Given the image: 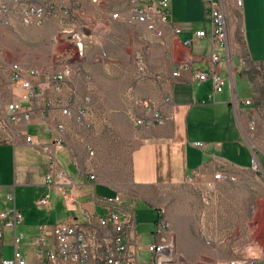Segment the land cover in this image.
<instances>
[{
	"label": "rangeland",
	"instance_id": "obj_1",
	"mask_svg": "<svg viewBox=\"0 0 264 264\" xmlns=\"http://www.w3.org/2000/svg\"><path fill=\"white\" fill-rule=\"evenodd\" d=\"M244 1L248 28L250 18L251 25L256 18L264 27L261 0H253L250 6L247 0ZM171 3L177 13V19L174 17L173 20L183 31L194 33L206 27L209 9L203 0H171ZM226 10L230 32L239 42L245 64L241 72H247L246 78L237 77L239 98L251 96L249 84L252 89L248 124L254 121L256 126L255 130L248 128L245 137L260 164V171L256 172L252 167H221L206 174L196 173L181 185L149 189H138L131 184L130 157L138 138L128 110L131 96L141 97L138 89L149 88V78L140 80L138 56L145 61L147 75L153 76L172 66L173 47L162 45L149 31L146 34L136 26L124 29L115 23L99 24V19L78 18L79 25L88 26L95 37L87 49L85 78L78 84L77 92L80 98L89 96L92 99L90 126L75 123L80 134L74 139V154L77 162L81 161L90 173L114 187L117 193L125 197L129 192H137L148 201H140L135 206L138 233L143 235L140 264L152 263V254L146 245L154 239L158 211H165L171 223L183 264H226L234 260H242L244 264H264V64H252L248 59L241 30V21L245 26L244 11L240 20L234 6L227 3ZM102 15L115 20L111 13L103 12ZM51 20L55 19L50 18L47 23ZM55 21L42 27L0 25V105L10 102L12 97L8 83L13 64L44 71L62 69L65 49L58 37L60 26ZM252 36L255 38L254 49L250 48L246 38L248 50L254 61H262L264 31L259 35L250 33L247 37L251 40ZM12 155L9 149L0 150V177L5 184L13 181ZM219 172L225 178L217 179ZM134 199L138 201L136 197ZM36 200L28 195L25 205H35ZM17 205L24 204L18 200ZM4 255L7 260L13 258V244L8 237L4 241Z\"/></svg>",
	"mask_w": 264,
	"mask_h": 264
},
{
	"label": "crops",
	"instance_id": "obj_2",
	"mask_svg": "<svg viewBox=\"0 0 264 264\" xmlns=\"http://www.w3.org/2000/svg\"><path fill=\"white\" fill-rule=\"evenodd\" d=\"M252 1L247 0L248 6L252 4ZM261 2L264 5V0ZM228 4L239 11L240 20H242L241 15L244 11L245 26L241 21V30L249 58L255 63L262 62L263 60L256 62L252 59L246 38L253 50L255 38L252 36L250 40L247 36L250 33L259 35L261 31H264V27L258 24L256 18H253L254 24L251 25L250 18L248 28L247 7L244 0L241 8L237 6L236 0H228ZM83 5L86 18L91 21L99 19V24L115 23L124 29L136 26L147 34V30L143 27L128 23L125 20L131 13V7L125 0H96V2L83 0ZM103 12L111 13V15L119 13L124 19L111 21L109 17H103ZM174 12L171 3L170 22L172 26L181 30L180 35L175 36L171 25L165 27L166 42L168 47H173L175 54L173 64L165 72H159L163 77L159 81L150 79L147 90L138 89L141 92L140 96L153 100L166 117L165 123L160 126L144 129L134 127L138 143L130 157V178L132 186L138 189L181 185L186 183L194 173L206 174L217 171L221 167L249 169L252 167V160L255 157L245 137L252 110V89L249 84L251 96L242 100L239 98L236 81L237 77L246 78L241 72V67L245 64L240 55L238 42L234 39V34L232 36L230 32L228 51L216 50L223 59L221 74L226 79V86L223 93L216 94L213 99H210L213 93L211 82L200 83L196 77L198 73L208 68L212 54L210 39L197 37L199 31L210 30V19L208 18L205 28L190 33L183 31L180 24L174 22V17L177 19V13ZM52 21L55 20H51L47 25L52 24ZM92 35L95 37L93 32ZM188 40H192L193 44L190 47H185L183 42ZM181 56L189 59V68L181 70L179 77H173L172 74L178 69L177 62ZM85 61L84 65H86ZM8 85L12 90L10 75ZM167 93L172 94V101L169 103L164 102V96ZM15 94L16 96L12 95L10 101L20 100L23 92L17 91ZM65 96L69 99L70 93H66ZM50 99L52 97L38 99L32 121L30 123L21 122L18 128L27 131L41 144L51 145L54 139H62L64 143L62 149H57L56 146L51 147L54 164L63 168L74 179L77 184L74 194L78 197L79 203L89 211L102 213L103 206L95 202V196L101 198L115 195L117 191L101 178H96L95 181L90 180L92 173L84 167L81 161H76L73 146L74 139L80 132L77 130L73 119L64 118L58 110L49 112L46 109ZM83 99L77 94L73 111H77ZM203 101L206 103L203 104ZM25 105L28 104L25 103ZM63 120L66 122V128L61 131L58 129V125ZM196 143H201L202 146H196ZM1 149H9L10 153L13 154V181L5 184L0 177V185L3 186L4 193L9 192L11 187L15 188L16 206L24 216V221L18 227V231L24 234L21 250L29 264H36L40 250L34 245V239L38 235V227L47 226V247H50L54 243L51 227L59 221L68 219L71 213L64 204L61 195L56 194L54 190L45 185L48 168L45 165L46 156L43 153L28 145L24 138H20L16 145L0 144ZM46 193L51 195V209H39L34 204L25 205L28 195L32 199H38ZM124 198L128 204L135 206L140 201L148 203L137 192H129ZM18 200L24 205L18 206ZM0 205H6L5 208L0 207V211H5L10 206L9 203L5 202V198L0 201ZM61 208L64 210L63 215L60 213ZM77 215L83 220L79 211ZM6 237L13 243V232L6 231L4 238L0 241L2 245L0 263L1 260L5 259L4 241ZM141 237L143 239V235Z\"/></svg>",
	"mask_w": 264,
	"mask_h": 264
},
{
	"label": "built area",
	"instance_id": "obj_3",
	"mask_svg": "<svg viewBox=\"0 0 264 264\" xmlns=\"http://www.w3.org/2000/svg\"><path fill=\"white\" fill-rule=\"evenodd\" d=\"M128 5H136V13H129L125 20L151 31L153 38H161L162 45L166 46L165 27L171 25V0H125ZM241 7L243 0H239ZM96 2V0H93ZM209 9L210 30L199 31L198 38L208 37L212 45V54L208 68L197 74L200 83L210 81L213 88L212 97L224 92L226 79L221 74L223 59L216 50L228 51L230 43V29L227 20L226 4L228 0H203ZM85 18L86 13L83 0H0V24L3 27H42L50 18H54L60 26L58 37L64 43L66 59L62 62V69L40 70L27 69L16 63L11 66L10 79L13 85L12 95L22 91L20 100L2 103L0 105V144L16 145L20 138L46 156L45 165L48 172L45 176V185L61 195L64 204L71 213L68 219L59 221L51 227L54 238L52 246L47 247V226L38 227V235L34 245L40 250L36 264H140L139 254L142 241L137 231L136 208L128 204L123 195L117 193L104 197L95 196V202L103 206L102 213L89 211L79 203L74 194L77 186L74 179L61 167L54 164L51 147L62 149V139H54L50 144H41L27 131L18 128L21 122L30 123L37 107L38 99L52 97L46 109L58 110L66 119H73L75 123L89 127V117L92 113V99L87 96L83 99L77 111L73 105L78 92V84L84 77H77V70H84V61L93 35L88 26H80L78 18ZM115 20L124 17L119 13L112 15ZM175 36L181 30L172 26ZM192 40L183 42L185 47H190ZM76 48H84L82 64L69 63V56H75ZM190 61L186 57L177 62L178 69L173 72V77H179L181 70L189 68ZM140 80L152 79L159 81L162 74L147 75L145 61L138 56ZM66 93H70L67 99ZM172 101V94L164 96V102ZM28 104V105H25ZM203 104L206 101L202 102ZM128 116L137 129H144L163 125L166 117L158 105L149 98L131 96V106ZM255 122H250L249 129L255 130ZM66 128L65 120L61 121L58 129ZM196 146H202L196 143ZM252 168L260 171V164L255 158ZM194 173L193 176H195ZM191 176L189 180L193 177ZM217 179L225 178L223 173L216 174ZM90 180L95 181L96 176L91 174ZM188 180V181H189ZM11 206L5 211H0V241L6 231L13 232V258L3 259L0 264H29L21 250V241L24 234L18 231L19 225L24 221L22 212L16 206L15 188L4 193L0 185V201ZM35 205L39 209H51V195L46 193L40 196ZM83 216L79 218L77 212ZM156 220L155 239L146 246L152 254L151 264H183L180 254H172L173 231L165 211H158ZM210 243V242H209ZM2 245L0 244V253ZM226 264H244L242 260L230 261Z\"/></svg>",
	"mask_w": 264,
	"mask_h": 264
},
{
	"label": "bare ground",
	"instance_id": "obj_4",
	"mask_svg": "<svg viewBox=\"0 0 264 264\" xmlns=\"http://www.w3.org/2000/svg\"><path fill=\"white\" fill-rule=\"evenodd\" d=\"M236 4L239 8H241L239 0H236ZM130 7H131V13H136V5H130ZM149 32L151 33V31ZM156 39L161 41V38H156ZM83 56H84V48H76L75 56H69V62H72L75 64H82ZM83 72L84 70H77V77H83ZM172 254H178L177 243H176L174 234H173V241H172Z\"/></svg>",
	"mask_w": 264,
	"mask_h": 264
},
{
	"label": "trees",
	"instance_id": "obj_5",
	"mask_svg": "<svg viewBox=\"0 0 264 264\" xmlns=\"http://www.w3.org/2000/svg\"><path fill=\"white\" fill-rule=\"evenodd\" d=\"M242 41H243V44L245 45V48H246V43H245V40H244V36H243V34H242ZM238 44H239V42H238ZM246 52H247V49H246ZM247 55H248V59L250 60L248 52H247ZM250 62H251L252 64H260V65H261V64H264V60H263L262 62H260V63H255V62H253V61H251V60H250ZM242 75L247 77V72H242Z\"/></svg>",
	"mask_w": 264,
	"mask_h": 264
}]
</instances>
